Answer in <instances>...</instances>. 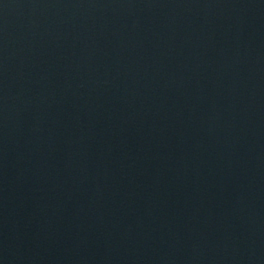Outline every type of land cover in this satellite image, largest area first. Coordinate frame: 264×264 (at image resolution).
<instances>
[{"label": "water", "instance_id": "water-1", "mask_svg": "<svg viewBox=\"0 0 264 264\" xmlns=\"http://www.w3.org/2000/svg\"><path fill=\"white\" fill-rule=\"evenodd\" d=\"M0 264H264V0H0Z\"/></svg>", "mask_w": 264, "mask_h": 264}]
</instances>
